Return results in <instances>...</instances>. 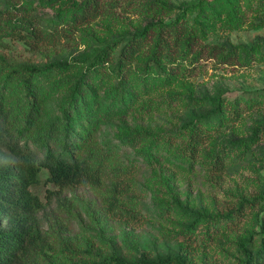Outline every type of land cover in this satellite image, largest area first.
I'll list each match as a JSON object with an SVG mask.
<instances>
[{
	"label": "rangeland",
	"instance_id": "1",
	"mask_svg": "<svg viewBox=\"0 0 264 264\" xmlns=\"http://www.w3.org/2000/svg\"><path fill=\"white\" fill-rule=\"evenodd\" d=\"M83 1L0 0V10L17 7L23 10L21 15L28 12L51 19L61 9ZM197 1L168 0L172 6ZM173 17L163 19L169 21ZM157 20L160 18L124 11L115 17L105 16L78 26L69 38L62 37L57 44L30 45L0 30V73L3 68L43 66L57 60L93 56L113 44L118 45L117 54L136 31ZM208 40L229 49L240 47V62L227 64L214 58L203 59L202 67L193 76L180 77L172 84L136 80L134 87L138 96L128 111L121 110L119 105L113 106L106 94L117 84V75L108 68L96 78V98L102 104L106 119L96 134L95 147L100 151L113 148L124 163L134 162L139 166L124 199H137L142 218L119 219L105 212L103 194L111 181L110 169L106 170L101 185L60 186L49 182L48 170L42 168L40 182L29 187L40 204L34 205L30 212L21 211L27 231L21 264H82L113 252L131 261L181 253L186 255V264H238L243 258L241 241L249 233L259 237L264 224V135L253 138L264 124V104L247 109L241 103L246 110L239 119L218 125L199 148L195 160L172 153L160 162L145 160L123 140L128 132L136 131L172 135L195 117L213 113L214 99L218 97L242 101L264 91V9L251 10L243 27L217 31ZM248 50L258 51V55L249 63H242ZM85 67L75 66L64 76H74ZM53 76L39 79L45 91L33 136L56 122L65 123L69 86L55 91ZM4 78L0 75V91L11 111L10 129L17 136L16 129L24 125L30 99L19 86L3 87ZM33 136L26 138L29 147L37 150ZM87 146L83 144L84 155ZM223 151L231 152L232 159L229 158L226 170L218 174L208 168V163L212 153ZM37 153L42 156L40 150ZM249 200L253 202L247 217L232 229L210 236L205 231L206 222H202V231L188 235L187 225L199 215L216 216Z\"/></svg>",
	"mask_w": 264,
	"mask_h": 264
},
{
	"label": "trees",
	"instance_id": "2",
	"mask_svg": "<svg viewBox=\"0 0 264 264\" xmlns=\"http://www.w3.org/2000/svg\"><path fill=\"white\" fill-rule=\"evenodd\" d=\"M52 3L59 0H48ZM264 9V0H199L191 4L172 6L168 0H84L74 7L61 9L56 18L42 19L22 9L7 7L0 10V30L13 39H21L30 45L57 44L62 37L69 38L78 26L105 16L128 11L132 14L160 18L146 23L136 31L117 51L113 44L93 56L73 60H57L43 66L29 65L3 68V87H21L25 91L29 110L24 125L15 131L10 129L11 111L0 91V264H21L24 249V215L34 205L40 204L37 196L29 191L31 185L40 182L42 168L48 170V181L64 186L73 184L101 185L106 170L112 172L108 191L103 194V207L113 218L137 221L142 218L137 199L125 200L131 179L139 166L124 163L120 153L109 148L98 150L95 138L106 116L102 104L96 98V78L110 68L117 77V84L107 90L113 106L121 110L132 108L136 102L135 81L156 84L174 83L180 77L193 76L203 59L214 58L222 63L240 62L241 49H229L224 44L209 41L217 31H232L243 27L251 10ZM169 21L163 17L172 16ZM62 26V27H61ZM258 51L248 50L242 63H249ZM85 65V70L74 76H64L75 66ZM54 75V76H53ZM53 76V89L60 91L69 86L65 97V123H54L43 133L32 135V129L40 116L43 91L39 79ZM15 82V83H14ZM213 113L197 116L172 135H155L141 131L128 132L123 140L137 149L145 160L160 162L166 155L185 156L195 160L199 148L210 139L218 125L237 121L242 112L264 104V91L248 99H223L218 97ZM264 135V124L253 138ZM27 136H33L37 150L29 147ZM26 139L24 143L21 140ZM254 140V139H253ZM83 144L88 145L86 155ZM38 150L42 152L40 157ZM231 152L212 153L208 168L222 173L228 167ZM264 198V194L262 195ZM261 197V198H262ZM256 199H259L257 197ZM253 201H246L236 209L222 214L199 215L187 225L188 235L205 231L210 236L232 229L240 224L250 210ZM166 210L169 206H165ZM7 221L6 224L4 222ZM243 258L238 264H264V224L259 237L249 233L241 241ZM181 253L158 259L141 257L128 260L117 252L82 264H186Z\"/></svg>",
	"mask_w": 264,
	"mask_h": 264
}]
</instances>
